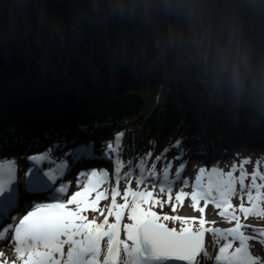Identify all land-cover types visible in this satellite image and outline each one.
<instances>
[{
    "label": "snow or ice",
    "instance_id": "1",
    "mask_svg": "<svg viewBox=\"0 0 264 264\" xmlns=\"http://www.w3.org/2000/svg\"><path fill=\"white\" fill-rule=\"evenodd\" d=\"M112 121L95 122L93 128L110 127ZM80 131L87 132V126L81 125ZM124 138V132L113 134L114 142H109L101 155L105 159H113L115 164L116 187L111 189V205L105 209L97 207L98 201L108 199V195L97 189L108 180V172L101 170H90L81 172L76 181V186L83 187L68 198V192L72 186L65 183L63 177L71 169L68 165L58 164L48 171H41L38 165L49 159V153L29 157L32 161V169L24 185V191L30 194H47L46 201H33L31 210L25 205L26 215L19 219L18 223L13 221L12 225L0 230V240L7 238L10 230L14 232L12 241L15 243L16 261L12 264H174V262H185V264H201L198 257L203 254L206 259H211L204 246L206 232L212 233L219 243V252L215 256L216 264H264V260L254 256L249 251V241L261 238L264 243V229H253L256 235H246L242 229L249 225L241 222L237 211L247 219L251 216L264 217V183H257V179L264 181V175L258 171L251 175V182L245 184L248 173L244 165L249 160H242L239 165L240 175L234 173L237 166L234 164L227 173L217 167L206 170L199 168L195 183L191 185L190 193L182 189L176 194V201L184 197L191 199V207L198 210L201 215L198 219L199 227H193L196 217H181L179 215H160L154 208L159 206L163 209L166 201L154 195L158 187L161 194L167 193L171 201L172 190L177 180H180L184 171V155L180 152L178 158L181 164L175 172V178L170 176L171 163L163 168V175L158 176L155 164L147 167L145 159H151V153L145 159H141L136 165L128 167L135 168L133 171L123 172L125 164L120 160V149ZM131 138V137H129ZM155 146V145H153ZM180 148L178 141L174 145ZM74 160L89 159L96 157L94 142L81 144L72 151ZM157 161L161 156H157ZM87 177L84 180V177ZM135 178L137 186L151 185L152 191H133L130 182ZM16 166L14 162L0 163V223L8 217L11 210L18 207L20 197L19 188L15 186ZM129 183L123 192L124 203L118 204L117 197L120 196L119 184L121 180ZM60 180L59 186L57 181ZM183 187H188V181H182ZM239 184L240 191L237 192L236 185ZM107 191V190H106ZM95 193V199L89 197ZM240 196L241 203L235 208L232 197ZM247 197L249 206H245L244 198ZM203 201L207 206L212 203L220 209L219 215L225 217L229 222L235 221V226L228 229L205 227L204 208L198 207ZM75 205L74 208L69 207ZM93 213L99 212L103 216L101 222H97L94 216L89 219L84 215L87 210ZM127 211V219L130 223L122 225L126 234L125 239L120 238L121 222ZM172 211H176L175 205ZM114 216L113 223H109L108 217ZM162 221H179V230L168 227ZM239 246L233 251L234 242ZM103 243V246H102ZM65 246L67 250L65 251ZM3 253H0L2 256ZM0 264H8V261H0Z\"/></svg>",
    "mask_w": 264,
    "mask_h": 264
},
{
    "label": "clouds",
    "instance_id": "2",
    "mask_svg": "<svg viewBox=\"0 0 264 264\" xmlns=\"http://www.w3.org/2000/svg\"><path fill=\"white\" fill-rule=\"evenodd\" d=\"M32 3L19 0L21 37L53 70L86 74L80 49L119 26L114 42L173 81L198 125L264 131V0H78L67 15Z\"/></svg>",
    "mask_w": 264,
    "mask_h": 264
},
{
    "label": "water",
    "instance_id": "3",
    "mask_svg": "<svg viewBox=\"0 0 264 264\" xmlns=\"http://www.w3.org/2000/svg\"><path fill=\"white\" fill-rule=\"evenodd\" d=\"M77 3L78 0H33L32 7L36 11L43 7L50 14L67 15ZM23 14L19 0H0V111L65 107L139 85L167 89L178 103L189 104L173 81L145 67L139 54L134 56L126 44L114 42L121 31L119 26L101 32L80 49L79 55L87 61L86 74H66L60 64L55 70L50 68L23 41L20 32ZM256 21L264 24V13Z\"/></svg>",
    "mask_w": 264,
    "mask_h": 264
},
{
    "label": "trees",
    "instance_id": "4",
    "mask_svg": "<svg viewBox=\"0 0 264 264\" xmlns=\"http://www.w3.org/2000/svg\"><path fill=\"white\" fill-rule=\"evenodd\" d=\"M187 109L169 90L139 85L89 97L65 107L0 111V147H10L14 157L24 160L26 152L30 150L28 152L32 153V147L41 138L47 142L44 146H50L48 153L52 156L60 150L64 138L80 131L81 125H86L90 131H110L106 134L108 136L123 131L122 155L130 148L132 154L144 150L147 154L176 141L205 147L213 145L217 137L264 136V131L229 130L220 125L200 126ZM108 120L113 122L110 127H92L95 122Z\"/></svg>",
    "mask_w": 264,
    "mask_h": 264
},
{
    "label": "bare ground",
    "instance_id": "5",
    "mask_svg": "<svg viewBox=\"0 0 264 264\" xmlns=\"http://www.w3.org/2000/svg\"><path fill=\"white\" fill-rule=\"evenodd\" d=\"M67 106H69V105H67ZM52 108H54V107H52ZM34 109H37V108H34ZM44 109H46V108H44ZM47 109H49V108H47ZM102 136H103V134L97 133V134H94V136H92V137H86V136L75 137L73 139V144H69V145H67V146H69L68 148H64L65 150H68V149H71L70 146H72L71 150L73 151L76 147H78L81 144H87L89 142H94L96 157L92 160H89L87 158L79 160V161L74 160L73 156H72V152L68 155H65L64 152L61 151L62 149H60L59 151H57V153H53L52 156H49V159L46 160L47 162L44 161L40 165H38L37 167H39L41 169V171H48L50 167L54 168L58 164L68 165L70 167L71 171L66 172L65 176L63 177V180H64V182L66 180L65 183H70L72 185L69 189L68 196L70 194L72 195L76 191H80L83 187V183H81L80 187L76 186V181H77V178L79 176V173L88 172L89 169H93V168H94V170H97V172H100L101 170H106V171L108 170L110 173L115 171V164H114L113 159L112 160H100L98 157V153L101 151V149H100V147H96L95 142L97 140H99ZM106 137L107 138H104V141H103L104 144L106 143V141L108 139L112 138V135H109ZM174 145L175 144L170 145V146L167 145L164 148H163V146L159 147L158 152L163 154V156H162L163 159L160 161L158 167L156 168V172H157L158 176H162L164 166L171 163L172 167L170 169V176L175 178V172L177 171V169L179 168V166L181 164V159L178 158V155L180 152H184V155L182 157V160L185 162L184 171L181 173L180 180H177L175 183V186L173 187V190L171 193L172 196H175L177 194V192H179L181 189L186 192L187 187H183V184H182L183 180H187L189 186L191 185V183L192 184L195 183V182L193 183V180H195L196 176L199 174V168L202 166L201 165L202 162L206 161V163H207L208 161H210L212 163H215L216 162L215 160H218V163L222 164L223 160L224 159H225V161L228 160V158L232 154L230 151H228L226 149H223L222 151L219 152V150H221V148H219L217 150V153L214 156H212L210 159L206 160L205 157H203V156H201L195 152L187 151V150L185 152V148L183 147V145L181 147L182 151H177L176 150L177 148H174ZM39 146H40V143H39ZM7 148L9 149V153H10L9 158L12 157L14 159L7 158L8 157L7 150H3V151H0V163H6V162H10V161L15 163L16 179H15L14 184H15V186H18V188H19L20 197H19V201H18V207L11 210L8 214V217L6 219H4L2 223H0V230H3L4 228L8 227V225H11L14 220L18 221L21 218V216L26 214V211L24 210L25 205H27L28 210H30L32 207V202L36 201V199L39 198V196H38L39 194L33 195L30 193H26L24 191V188L21 187V183L23 185H25L30 172L33 171V169H32V163L33 162L29 160V157L34 156V155H42V154L46 153L45 151H41V148H39V151H40L39 153H36V151L32 152V153L27 152L26 153L27 157L24 160H19L16 157L12 156L11 155L12 150L9 147H7ZM171 148H173V149H171ZM166 152H168V154L164 155ZM65 153H67V151ZM165 156H167V157L164 159ZM155 158H157V157H155ZM131 160H130V162H131ZM135 162H137V161H135ZM136 164H138V163H134V161H132V163L125 165V168L122 170V174H123V172L133 171L135 175H138V173L135 172L134 167H132V168L128 167L129 165L134 166ZM109 172H108V174H109ZM83 179L86 180L87 177L85 176ZM123 181L124 180L122 179L120 181V184L123 183ZM59 183H60V180L57 181V186H59ZM111 184L116 187V181L115 180H113V182H111ZM131 184H132L131 188L133 191L145 190V188H147L148 191L153 190L151 185L137 186V184L135 182V178H133L131 180ZM166 194L167 193L161 194L159 192L158 187L155 189V192H154V195L160 199L164 198V196ZM238 196H239V194H238ZM187 198L189 200H191L190 196ZM239 198H240V196H239ZM101 201L102 200H99L98 204H97V207L100 209H102V207H100ZM244 201L246 203H248L246 196L244 198ZM154 210L160 215L165 214V213L163 214V212H159L156 208H154ZM220 211L221 210L218 209L217 211H214L212 213V215L222 217L219 215ZM84 214L91 216V218H89V219H92L95 216L97 218L98 223L103 220V216L101 219H98V217L100 216L99 212L93 213L90 209L87 210ZM125 214H126L124 217V219L126 221L125 223H130V221H128V219H127V211H125ZM203 214L205 216L204 219L206 218V223L209 227L219 228L220 224L223 223V221H224L223 219H220V218L213 220V218L211 219V217H210L211 215H207L205 213H203ZM168 215H179L181 217H195V216H191V214H189L187 212L186 213L178 212L175 214L171 212V214H168ZM162 222L166 223L169 227L177 228V230H179V228L181 227L179 221H175V222H173V221H162ZM259 222H261V221H259ZM195 226L196 225L193 224L194 228H195ZM249 229H251L253 231V229H256V228L249 227ZM120 238L121 239L126 238V234L124 231H122ZM11 243H13L15 246V243L12 241L9 234H7L6 239L0 240V253H3V255L0 256V261L7 260L8 264H12V261H16V256H17L14 249L10 250L9 247L6 246L7 244H10V246L13 245ZM223 243H224L223 240H221L219 243H216V240L213 237L212 233L206 232L205 237H204V246H205L206 251L209 253V256L211 257V259H206L203 256V254H201V256L198 257V259L201 261V264H213L214 263L213 260H215V256L219 252V247ZM248 243H249V251L251 252L252 255L256 254L254 252L255 249H258L259 251H261L264 254V243H261V240L259 238L250 240ZM102 246H103V243H102ZM65 248H67V246H65ZM231 250L232 249H230L229 251H231ZM17 264H20V262L17 261ZM174 264H179V263L174 262Z\"/></svg>",
    "mask_w": 264,
    "mask_h": 264
},
{
    "label": "rangeland",
    "instance_id": "6",
    "mask_svg": "<svg viewBox=\"0 0 264 264\" xmlns=\"http://www.w3.org/2000/svg\"><path fill=\"white\" fill-rule=\"evenodd\" d=\"M182 105H184L185 107H188L189 104H182ZM107 132H110V131H106V132H104V131H90V130H87V132L76 131L70 137L64 138V142L61 145L60 149H62L61 151H63L65 155H68L72 152V150H70L69 153H65L67 150H65L64 148H68L69 146H67V145L73 144V139L75 137H80V136L92 137V136H94V134L101 133V134H103V136L95 142L96 147H100V149H101V151L98 153V157L100 160H112L111 158L105 159L103 157V155H101L102 150L106 149V145L109 142H114L113 135H112V138L108 139L106 141L107 144L103 143L104 138H107L106 136H108V135H106ZM177 142L178 141H176L174 143H177ZM179 142H180V148L176 149L177 151H182L181 147L183 145V147L185 148V152H186V150L195 152V153L205 157L206 160L210 159L212 156H214L217 153V150L219 148H221V150H219V152L222 151L223 149H226L232 153L231 156L228 158V160H226V161H225V159L223 160L222 164L218 163V160H215L216 161L215 163H212L210 161H208L207 163H206V161L202 162L201 167H205L206 170H210L212 167H217L221 171L227 173L228 171L231 170L232 166L235 164L237 166V171L234 173V175L238 177L240 175L239 165H240L242 160L247 159V160H249V163L244 165V170L248 173V176L245 180V184H249L251 182V175L253 174V172L258 171L261 175H264V149L262 148V147H264L263 146L264 145V136H260V137L255 136V137H250V138L217 137L215 139L213 145L210 144V145H207L205 147L198 146L193 142H187V141H179ZM39 143H40V146H39ZM46 143L47 142L45 140L39 138L38 143L32 147L31 151H33V152L36 151V153H39L40 152L39 148H41V151H44V149L46 148L45 151L48 153V151H50V146L48 144H47L48 146H44V145H46ZM174 143H172V144H174ZM1 146L2 147H0V149H1L0 151L7 150V153H8L7 158H9L10 153H9V149L7 148L8 146H3V145H1ZM174 148H176V147L174 146ZM171 149H173V148H171ZM130 150H132V149L130 148ZM130 150H128V153H126V154L124 153V155L121 154L119 157L120 160L122 161V163H124L125 165L132 163V161H134V163H139V161L141 159H145L149 153H151V159H145V163H146L147 167H151L152 164H155V167L157 168L160 161L163 159V157H162L163 154H161L160 152L158 153V151H156L155 149L151 152L148 151L147 154H145L146 153L145 151H147V150L141 151L139 153L136 152L135 154H132V152ZM139 150H141V149H139ZM28 151H30V150H28ZM120 152H121V149H120ZM13 153L14 152L12 150V152H11L12 156H13ZM136 154H138V155H136ZM166 154H168V152H166L164 155H166ZM157 156L162 157V159L159 160V162L155 158ZM166 157L167 156H165L164 159ZM9 159H14V158L10 157ZM130 160H131V162H130ZM135 161H137V162H135ZM90 170H94V168L89 169V171ZM113 180H115L114 172H111V173L109 172L107 182L104 184H101L100 187L97 189V191L104 192L106 195H108V199H101L102 201L100 203V207H102V209L103 208L105 209V215H107L106 208L111 205L110 193H111V189L113 187H115L111 184V182H113ZM65 182H66V180H65ZM194 182H195V180H193V183ZM257 183L258 184L264 183V181L257 179ZM131 185L132 184L130 182V186ZM191 185H192V183H191ZM191 185L186 188V192L190 193L192 191ZM128 186H129V183L126 182L125 180L123 181V183H121L119 185V191H120L121 195L117 197V203L118 204L124 203L122 196H123V192L125 191V189ZM21 187L24 188V185L22 183H21ZM236 189H237V192L239 193V191H240L239 184L236 185ZM149 191H152V190H149ZM46 195L47 194L40 195L39 200L46 199ZM95 195H96L95 193H92V195L90 196L89 199L90 200L95 199ZM70 197H71V194L68 196V198H70ZM175 197H176V195L172 196L171 201H169L168 194H166L164 196V198H161V200L166 201V203L163 206V209H161L159 206H157L155 208L159 212H163V214L164 213L165 214H167V213L171 214V212L174 214L178 213V212H180V213H186L187 212V213L191 214V216H195L197 218V220H196V222H194V224L196 225L195 228H198L199 227L198 219H199L201 213L198 210H194L191 207V200H189L187 197L182 198V200L179 202L176 201ZM243 202H244L246 207L249 206L248 203H246L245 201H243ZM231 203L235 208L238 209V207L241 203V199L239 198L238 195L234 196L231 199ZM173 205H175V207H176L175 212L172 211ZM69 207L74 208L75 205H70ZM198 207H203L204 213L207 215H211L210 217H211V219L213 218V220H216L218 218L223 219L224 221H223V223L220 224V227H219L220 229H228V228H232L235 226V221L229 222L225 217H219V216L212 215V213L214 211L218 210V208H216L212 203H209L207 206H205L204 202L200 201ZM84 215H87V214H84ZM237 215L240 216L241 222L246 224V225H249V227H253L256 229H264V217H258V216H251L250 215L247 219H245L244 216L242 214H240L238 211H237ZM87 216H88V218H91V216H89V215H87ZM101 218H102V216L98 217V219H101ZM108 220H109V223H113L115 220V217L110 216V217H108ZM205 221H206V218H205ZM259 221H261V222H259ZM125 222L126 221L123 218L122 222H121V233L123 231L122 225ZM205 227L206 228L209 227L207 225V223L205 224ZM249 227H247L246 229H242L245 232V234L246 235H256V233H254L251 229H249ZM121 233H120V236H121ZM8 234H9V232H8ZM259 239L261 240V238H259ZM11 244H13V243H11ZM6 246L9 247L10 250H13V249L15 250L14 244L11 246H10V244H7ZM238 246H239V242L238 241L234 242L233 248L231 251H233ZM66 249L67 248H65V250ZM254 252L256 253L254 256L260 257L261 260H264V254L261 251H259L258 249H255ZM213 261H214L213 264H216V261L215 260H213Z\"/></svg>",
    "mask_w": 264,
    "mask_h": 264
}]
</instances>
